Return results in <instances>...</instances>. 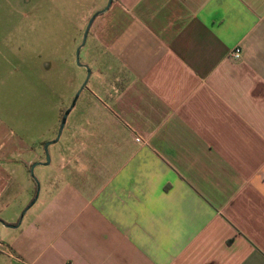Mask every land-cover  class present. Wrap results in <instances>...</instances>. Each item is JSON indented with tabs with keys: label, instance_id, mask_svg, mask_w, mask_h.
I'll list each match as a JSON object with an SVG mask.
<instances>
[{
	"label": "crops",
	"instance_id": "0c3cea01",
	"mask_svg": "<svg viewBox=\"0 0 264 264\" xmlns=\"http://www.w3.org/2000/svg\"><path fill=\"white\" fill-rule=\"evenodd\" d=\"M86 58L48 165L62 109L41 135L0 116V220L51 175L0 264H264V0H113Z\"/></svg>",
	"mask_w": 264,
	"mask_h": 264
},
{
	"label": "rangeland",
	"instance_id": "374dc122",
	"mask_svg": "<svg viewBox=\"0 0 264 264\" xmlns=\"http://www.w3.org/2000/svg\"><path fill=\"white\" fill-rule=\"evenodd\" d=\"M29 1L32 5L23 7L27 0H0V34H12L14 37L11 42L13 49L2 48L0 54V116L20 134L26 123L20 114L38 112L43 116V127L38 126L33 119V122H29V128L35 135H41L44 129H48L59 108L62 112L70 108L78 90L85 82L87 69L84 71L80 65L86 62L91 35L103 13L91 26L78 59L77 49L82 43L89 20L106 8L109 0H92L93 6H89V2L84 0ZM53 11L54 22L51 20ZM49 64L51 69L50 73H47L46 66ZM52 68L55 71L59 69L54 78ZM76 74L78 77L80 74L79 79L83 80L80 87L73 90V85L70 88L67 80ZM50 176V173H47L39 178L38 171L30 172L29 191L21 189L18 196L22 195L21 199L15 198L9 203L13 212L19 210L20 204L23 207L18 214V221L22 222V215L25 216L27 211L32 209L31 207L26 210L36 195L39 197L40 192H44L45 183ZM37 207L38 205L33 210ZM4 217L7 219L9 216ZM1 222L0 238L7 232Z\"/></svg>",
	"mask_w": 264,
	"mask_h": 264
},
{
	"label": "water",
	"instance_id": "95a60500",
	"mask_svg": "<svg viewBox=\"0 0 264 264\" xmlns=\"http://www.w3.org/2000/svg\"><path fill=\"white\" fill-rule=\"evenodd\" d=\"M112 2H113V0H109V1H108V4H107V6H106V8H104L103 10H101V11L97 12L96 14H94V15L92 16V18L89 20L88 25H87V27H86V29H85V32H84V35H83L82 43H81V45H80V46L78 47V49H77V59H78V57H79V54H80L81 49L84 47V45H85V43H86V40H87V37H88L89 31H90L91 26L93 25L95 19H96L99 15H101L102 13L106 12V11L110 8ZM80 66H83V65H80ZM83 67H84L85 69H87V73H88L87 78H86L85 82L83 83V85L81 86V88L78 90V92H77V94H76V96H75V98H74V101H73V103L71 104L70 108H69V109L65 112V114L63 115L62 120H61L60 129H59V132H58V135H57L56 139L53 140V141L47 142V143L44 145V152H45V163H44V165H48V164L50 163V155H49V152H48V148H49V146L59 141V139H60V137H61V135H62L63 129H64V127H65V123H66V120H67L68 114H69V112L74 108L77 99L79 98L81 92L83 91V89H84L85 86L87 85V83H88V81H89V78H90V76H91V71H90V69H89L87 66H83ZM42 164H43V163H42ZM35 166H36V164L33 165V166L31 167V173H33V170H34ZM37 198H38V194L36 195V197L34 198V200L32 201V203L30 204V206H29L26 210H28L29 208H31V207L35 204ZM23 216H24V214L22 215V218H23ZM22 218H21V219H22ZM0 222H1V221H0ZM1 223H2V222H1ZM20 223H21V221H19L18 225H20ZM2 224H3L4 226H6V227H9V228H16V227L18 226V225H17V226L5 225L4 223H2Z\"/></svg>",
	"mask_w": 264,
	"mask_h": 264
},
{
	"label": "built area",
	"instance_id": "2783aa9c",
	"mask_svg": "<svg viewBox=\"0 0 264 264\" xmlns=\"http://www.w3.org/2000/svg\"><path fill=\"white\" fill-rule=\"evenodd\" d=\"M241 49L236 48L230 53V57L234 60H240L241 59ZM137 142H140V139H136Z\"/></svg>",
	"mask_w": 264,
	"mask_h": 264
},
{
	"label": "trees",
	"instance_id": "16d2710c",
	"mask_svg": "<svg viewBox=\"0 0 264 264\" xmlns=\"http://www.w3.org/2000/svg\"><path fill=\"white\" fill-rule=\"evenodd\" d=\"M64 113H65V111H64V112H62V115H61V117H63Z\"/></svg>",
	"mask_w": 264,
	"mask_h": 264
}]
</instances>
